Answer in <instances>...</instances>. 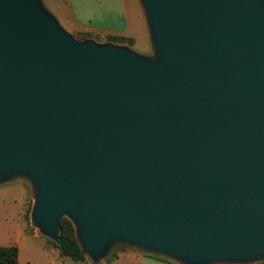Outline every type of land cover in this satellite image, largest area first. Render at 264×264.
Masks as SVG:
<instances>
[{
	"label": "water",
	"instance_id": "water-1",
	"mask_svg": "<svg viewBox=\"0 0 264 264\" xmlns=\"http://www.w3.org/2000/svg\"><path fill=\"white\" fill-rule=\"evenodd\" d=\"M156 56L78 40L0 0V179L39 183L85 251L115 239L187 264L264 255V0H143Z\"/></svg>",
	"mask_w": 264,
	"mask_h": 264
},
{
	"label": "rangeland",
	"instance_id": "rangeland-1",
	"mask_svg": "<svg viewBox=\"0 0 264 264\" xmlns=\"http://www.w3.org/2000/svg\"><path fill=\"white\" fill-rule=\"evenodd\" d=\"M38 188V181L25 173L0 179V245H18L19 264H187L168 253L122 239L111 242L100 257L85 251L87 259L84 262L58 256V249L50 240L53 238L34 217ZM62 217L72 221L77 234L75 221L67 214ZM206 264H264V255L240 261L219 259Z\"/></svg>",
	"mask_w": 264,
	"mask_h": 264
},
{
	"label": "crops",
	"instance_id": "crops-1",
	"mask_svg": "<svg viewBox=\"0 0 264 264\" xmlns=\"http://www.w3.org/2000/svg\"><path fill=\"white\" fill-rule=\"evenodd\" d=\"M40 2L61 27L72 35L86 34L89 35L86 39L127 47L146 58L156 56L143 0H40ZM114 36L128 40L121 42L109 39Z\"/></svg>",
	"mask_w": 264,
	"mask_h": 264
},
{
	"label": "trees",
	"instance_id": "trees-1",
	"mask_svg": "<svg viewBox=\"0 0 264 264\" xmlns=\"http://www.w3.org/2000/svg\"><path fill=\"white\" fill-rule=\"evenodd\" d=\"M78 39H86L89 35H75ZM113 41H127L124 37H109ZM52 244L59 250V255L71 258L76 262H84L87 259L85 250L76 234V229L72 221L67 217H61L59 221V238L50 239ZM20 249L16 244L0 245V264H17L19 261Z\"/></svg>",
	"mask_w": 264,
	"mask_h": 264
}]
</instances>
